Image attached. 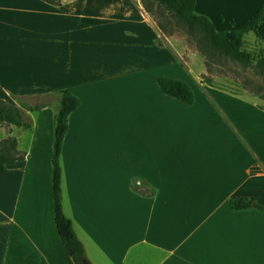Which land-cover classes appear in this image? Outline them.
<instances>
[{
    "label": "crops",
    "instance_id": "0c3cea01",
    "mask_svg": "<svg viewBox=\"0 0 264 264\" xmlns=\"http://www.w3.org/2000/svg\"><path fill=\"white\" fill-rule=\"evenodd\" d=\"M264 0H196L234 37ZM264 45V24L258 28ZM163 44L142 0H0V99L30 128L0 123V264H76L55 222L58 97L81 100L60 158L62 206L92 264H264V109L209 85L205 63ZM188 83L195 103L157 77ZM47 103L45 106H42ZM8 154V148L5 150Z\"/></svg>",
    "mask_w": 264,
    "mask_h": 264
},
{
    "label": "trees",
    "instance_id": "16d2710c",
    "mask_svg": "<svg viewBox=\"0 0 264 264\" xmlns=\"http://www.w3.org/2000/svg\"><path fill=\"white\" fill-rule=\"evenodd\" d=\"M169 3L171 0H163ZM177 3L176 11L181 15L183 10L188 11V20L191 24L204 23L210 28V38L215 46H220L223 49L221 54L233 57L234 53H241L244 45V37L249 34L256 35L260 42L262 40L258 33V28L264 24V5L257 14L241 29L235 31V37L230 39L226 32L216 30L214 24L205 16H200L195 12L196 0H172ZM207 37V33H206ZM263 45V44H262ZM264 46V45H263ZM158 85L161 91L177 100H180L188 105L195 103V93L193 88L186 82L169 78L165 76L157 77ZM58 110L55 123V142L53 156V195L55 206V222L59 236L66 247L68 253L73 258L76 264H83L87 260L86 252L83 244L79 240L72 221L66 216L62 206V167L61 154L64 140L69 131V119L71 114L81 105V100L70 90L65 89L59 93ZM44 103L42 106H45ZM264 109V108H263ZM0 123H7L19 127L30 128L31 124L27 122L21 109L15 105L8 104L0 99ZM8 148V154L5 150ZM25 154L19 152L15 139H8L4 142L3 151H0V169H6L7 166L15 161L23 159ZM230 207L233 210L258 209L264 212V206L259 204L256 198H237L230 202Z\"/></svg>",
    "mask_w": 264,
    "mask_h": 264
},
{
    "label": "rangeland",
    "instance_id": "374dc122",
    "mask_svg": "<svg viewBox=\"0 0 264 264\" xmlns=\"http://www.w3.org/2000/svg\"><path fill=\"white\" fill-rule=\"evenodd\" d=\"M47 1L58 3L62 0ZM142 2L160 30L163 44L178 43L184 50L182 54L184 60L199 58L205 63L208 69L207 75L204 76L207 84L249 98L264 108V46L256 35L252 33L246 35L241 53L233 52L231 58L221 54L223 49L213 44L210 28L206 24H191L187 10H183L181 15L176 11L178 7L176 2L172 0L169 3L163 0Z\"/></svg>",
    "mask_w": 264,
    "mask_h": 264
},
{
    "label": "water",
    "instance_id": "95a60500",
    "mask_svg": "<svg viewBox=\"0 0 264 264\" xmlns=\"http://www.w3.org/2000/svg\"><path fill=\"white\" fill-rule=\"evenodd\" d=\"M83 264H92V263L90 261H88V260H84Z\"/></svg>",
    "mask_w": 264,
    "mask_h": 264
}]
</instances>
